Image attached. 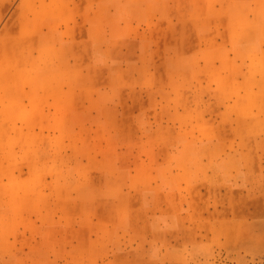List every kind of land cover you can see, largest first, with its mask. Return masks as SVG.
Instances as JSON below:
<instances>
[{"label":"rangeland","instance_id":"374dc122","mask_svg":"<svg viewBox=\"0 0 264 264\" xmlns=\"http://www.w3.org/2000/svg\"><path fill=\"white\" fill-rule=\"evenodd\" d=\"M103 1L0 0V264H264V142L238 145L241 188L212 172L205 145L175 158L196 145L169 127L190 103L189 75L158 45L172 21L149 0L151 32L129 31L145 46H111ZM42 30L96 45L66 53L48 35L39 47Z\"/></svg>","mask_w":264,"mask_h":264},{"label":"crops","instance_id":"0c3cea01","mask_svg":"<svg viewBox=\"0 0 264 264\" xmlns=\"http://www.w3.org/2000/svg\"><path fill=\"white\" fill-rule=\"evenodd\" d=\"M147 1L102 2L104 9L109 10L108 40L111 46L119 40L125 41L132 49L145 46L146 38L137 37L134 33L131 35L129 31L134 27H139L137 33L143 31L140 17L145 20L147 16ZM154 1H157L154 4L157 19L160 22L172 21V35L163 40L159 38L158 45L165 52L162 60L174 65L178 75L188 74L190 78V87L186 89L190 103L185 108L181 103L175 104L171 110L175 121L169 127L174 130L175 143L196 146L189 152L174 151L175 158L197 159L201 152L196 150L197 145L200 144V149L205 145L212 172L223 178V184L229 185L230 176L236 175L238 178L233 180L232 185L241 188L245 185L246 166L243 161L245 154L238 145L264 142V135L260 132L264 127V0ZM22 2L20 0L18 5ZM95 10V7H90L91 14L95 15ZM79 25H82L81 22ZM85 28L90 33L95 25L89 22ZM162 28L164 32L167 31L166 27L160 25L159 30ZM143 29L142 33L151 32L150 29ZM119 30L122 32L120 35ZM230 32L238 34L231 37ZM214 33L217 36H213ZM48 35L66 53L81 47L84 42L85 46L92 48L96 45V39L83 41L78 32L77 36L66 38L42 30L38 34L39 47L48 45ZM88 41L89 44L86 43ZM139 57L142 65L151 62L145 54ZM133 58L127 57L128 60ZM65 59L63 56L62 61ZM203 77L206 82L199 86L198 79ZM210 80L219 82L211 83ZM108 108L111 112L116 110L112 103ZM185 111L188 114L183 120L181 117ZM133 125L134 122L126 121L127 142L130 138L133 141L134 134L130 133ZM183 129L190 130V134L183 135ZM142 141L145 142L144 139ZM230 145H234L235 150H231ZM251 156L261 159L256 152H252Z\"/></svg>","mask_w":264,"mask_h":264}]
</instances>
